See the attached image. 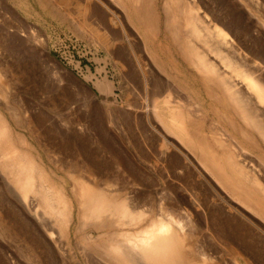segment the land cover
<instances>
[{"label": "rangeland", "instance_id": "rangeland-1", "mask_svg": "<svg viewBox=\"0 0 264 264\" xmlns=\"http://www.w3.org/2000/svg\"><path fill=\"white\" fill-rule=\"evenodd\" d=\"M190 1L264 75V0ZM164 3L0 0V115L74 201L72 231L80 215L71 174L88 173L143 207L170 209L195 253L264 264V138L226 94L214 98L204 86L166 31ZM172 113L184 116L182 130ZM0 172V264H91L95 253L81 236L94 225L65 243L68 260L55 249L51 257ZM43 184L53 194L48 178Z\"/></svg>", "mask_w": 264, "mask_h": 264}, {"label": "bare ground", "instance_id": "bare-ground-1", "mask_svg": "<svg viewBox=\"0 0 264 264\" xmlns=\"http://www.w3.org/2000/svg\"><path fill=\"white\" fill-rule=\"evenodd\" d=\"M192 4L190 0H166V31L185 60L197 70L204 86L211 87L212 95L213 92L226 94L234 112L264 138V75L258 73L257 60L242 57L227 29L218 22H211L206 13L200 12V6ZM139 18L148 31L153 30L154 21L147 9L141 10ZM216 96L214 98H218ZM182 114L180 121L184 118ZM171 115L174 118L172 125L182 130V124L176 120L179 115ZM3 119L0 115V166L5 172L4 183L12 199L15 198L32 221V238L38 241L40 238L51 255L59 250L67 258L65 243L74 236L80 238L82 228L93 224L91 229L80 235L95 253L96 257L86 256L91 264H218L208 252L191 250L194 245L191 234L180 232L183 223L171 214L170 209L160 206L156 210L152 205L143 207V200L123 198L119 187L111 188L104 186L103 181H91L88 173L71 174L80 215L78 228L72 231L74 201L51 180L30 151L19 147ZM19 141L24 142L21 136ZM47 178L54 191L51 195L43 184ZM256 184L260 186L259 181ZM35 191L40 193V198H36ZM57 209L58 217L55 218L58 219L54 221L51 214ZM235 264L240 263L235 261Z\"/></svg>", "mask_w": 264, "mask_h": 264}]
</instances>
